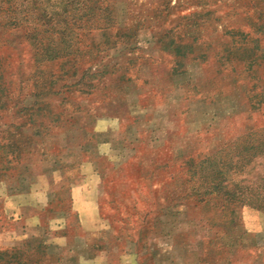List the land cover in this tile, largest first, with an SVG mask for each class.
Listing matches in <instances>:
<instances>
[{
    "label": "rangeland",
    "instance_id": "rangeland-1",
    "mask_svg": "<svg viewBox=\"0 0 264 264\" xmlns=\"http://www.w3.org/2000/svg\"><path fill=\"white\" fill-rule=\"evenodd\" d=\"M45 1L0 0V264H264V109L250 100H264V0H105L93 26L84 0H47L76 2L63 38ZM238 142L258 144L232 170L255 204L231 220L178 202L190 159L222 145L235 161ZM79 159L107 180L90 228L72 187L94 185V164Z\"/></svg>",
    "mask_w": 264,
    "mask_h": 264
},
{
    "label": "trees",
    "instance_id": "trees-1",
    "mask_svg": "<svg viewBox=\"0 0 264 264\" xmlns=\"http://www.w3.org/2000/svg\"><path fill=\"white\" fill-rule=\"evenodd\" d=\"M47 1V0H46ZM45 1V2H46ZM49 1V0H48ZM99 0H84V4L86 6V9L84 10L85 13L84 15L88 16L85 17L84 21L91 20V23H88V26H93L92 24H94L93 22H95V19L92 18L93 15H96L97 10L99 9L98 7H100L102 5V3L105 1H101V4L98 3ZM43 2V3H45ZM76 3L75 1H61L59 2V4L54 5V4H50L49 2H46L44 5V10H48V8L51 9L54 8V6L57 7V11H55L58 14V20L57 21V28L59 33H60V38H63V33H66L67 31H69L70 29H73V25L76 23V21H70L67 20L64 17V14L67 12H72L73 9L75 8V6L73 7V4ZM98 3V6L94 7L95 4ZM60 7V11L58 10V8ZM49 9V11H50ZM92 12V13H91ZM46 25H48V23H45ZM95 26V25H94ZM97 26V25H96ZM52 27L51 25L49 27L46 28V31L48 32V30L52 29L50 28ZM62 27H65V29H61ZM172 28L167 29V31L164 33V35H166ZM55 30V31H56ZM241 29H236L234 30V32H239ZM233 31V28H229L224 30V35L225 33L231 32ZM49 36V35H48ZM257 39V38H256ZM61 40V39H60ZM179 39H172L170 40V43H168V45H171L173 47V50H175L176 54H181V55H185V53L187 51H189L192 47H193V43L190 42H185V43H181L178 41ZM48 47H50L51 49L55 50L54 45H43L42 48L48 49ZM187 48V49H183V51L180 50V48ZM43 52V51H41ZM56 53V52H55ZM58 56V55H56ZM55 56V57H56ZM223 57H227V56H223ZM47 58V60L49 59H53L52 57H45ZM224 63V60L222 59V61ZM198 63V62H195ZM250 65V61L248 62ZM252 66V65H251ZM228 68V67H226ZM234 66L232 67V70L234 71ZM172 72L171 75L173 76L175 74V72H178L180 70H178L177 67H172L171 68ZM229 74V73H228ZM189 78V77H187ZM128 80H130V78H128ZM139 95L136 93V99H134L133 102H139V98H140V91L141 90H136ZM35 95H37L38 93L34 92ZM114 97V95H112ZM112 97V98H113ZM251 100V106L252 109H259L260 107H262L264 109V105H261V102H263V99L260 100H253L252 98H250ZM147 106V105H146ZM148 107V106H147ZM177 106H174L171 108V111H176ZM261 109V108H260ZM238 112V111H236ZM235 112V113H236ZM232 113L231 115L235 114ZM13 125V124H12ZM11 125H9L10 127ZM257 133V131H251L248 133V135L246 136L247 138L251 135L255 136V134ZM13 138V137H11ZM3 140V138L1 139ZM242 140L241 138H239V141ZM243 141V140H242ZM246 142H251V140L246 139L244 140ZM11 142V141H10ZM254 142V141H252ZM85 141H82L81 143H79L80 147H83ZM5 144V143H3ZM10 146H13L12 143L9 144ZM258 144L253 143V145H251V149L250 146H246L247 149L242 146V142H238V144L235 145V149H236V156H238L237 160L234 161L233 159V155H227L225 152V148L221 146H219L216 150H214L213 152H209L205 158L201 159L199 162L193 161L192 159H190L191 166L190 169L188 168V172H189V179H185L186 182H183V189L181 191V195L178 197V202H183L187 199H189V197H193L195 198L197 201L199 202H204V204H208L211 203L215 204V206H218L221 210H226L228 209L229 215H230V219L231 220H235V216H236V212L238 210V207H240L242 204H255V203H259V205L257 204L258 208L260 209H264V196H260V195H256L255 198V203L252 200V197H249L247 199H245V196L240 195L241 193H237L234 190H232V188H234L235 186L239 185V180L236 179L234 176V172H232V170H235L238 167H241L240 165H242V161H240L241 158H247L248 156H252L256 153V149ZM14 148V155L17 156L20 149L18 145L13 146ZM246 149V150H245ZM245 150V151H243ZM252 150V151H250ZM247 153H244L246 152ZM235 156V155H234ZM206 164V165H205ZM236 174V173H235ZM107 181L106 177H104V182ZM262 202V203H261Z\"/></svg>",
    "mask_w": 264,
    "mask_h": 264
},
{
    "label": "crops",
    "instance_id": "crops-1",
    "mask_svg": "<svg viewBox=\"0 0 264 264\" xmlns=\"http://www.w3.org/2000/svg\"><path fill=\"white\" fill-rule=\"evenodd\" d=\"M102 130H104V128H102ZM98 131H99V129H98ZM101 131V130H100ZM99 134V133H98ZM99 142V141H98ZM103 142H108L107 140L106 141H104L103 139H100V144H102ZM74 148H77V149H73ZM84 148V146L83 147H74V146H70L69 147V150L67 151V153L70 151V152H74V151H79V152H81V150ZM86 161V159L85 160H81V159H79V161H78V163H82V162H85ZM86 162H88V166H90L91 165V167H92V165L94 164V169H90L89 171H90V173H92V174H88V176H87V178H92V181H94V185H91V184H88V183H82V184H78V185H74L73 187H72V192H73V194L75 195V199H74V202H73V208H74V210L77 212V213H79L81 216H83L84 217V219L82 218V221L86 224V225H88L89 226V228L90 227H92V226H94V223L97 221V219H98V216L97 215H99V208H98V202H97V198H98V194H99V190H100V186L102 185L103 186V184H104V177L106 176V175H104V173H102V171H100V170H97V167H96V164H95V162L96 161H92V160H90V159H87V161ZM56 168L57 167H51V169L52 170H56ZM93 168V167H92ZM67 179V181L69 182L70 181V179L67 177L66 178ZM29 186V185H28ZM28 186H25L24 188H26V187H28ZM30 188L28 187L27 188V190H29ZM93 192V193H92ZM11 202V201H10ZM19 204V203H18ZM22 205H24V204H22L21 203V206ZM38 204L36 203L34 206H37ZM36 209H38L37 207H36ZM39 210V209H38ZM21 211V213L23 212L24 213V211H23V208L20 210ZM20 213V214H21ZM22 215V214H21ZM24 216H26L25 215V213H24ZM30 220L32 221V222H30L33 226L32 227H34V228H38L39 229V227H38V222H39V217H38V213L36 212V213H32V214H30ZM58 217H63V216H55L54 215V217H52L51 219H50V221L51 222H53L54 220H56ZM29 222V221H28ZM60 227V226H59ZM30 230V229H29Z\"/></svg>",
    "mask_w": 264,
    "mask_h": 264
}]
</instances>
